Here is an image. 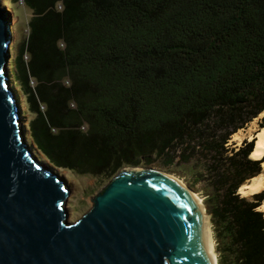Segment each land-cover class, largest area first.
I'll return each mask as SVG.
<instances>
[{"label": "trees", "instance_id": "obj_1", "mask_svg": "<svg viewBox=\"0 0 264 264\" xmlns=\"http://www.w3.org/2000/svg\"><path fill=\"white\" fill-rule=\"evenodd\" d=\"M22 1L34 16L14 77L35 148L103 179L191 164L219 264H264V190L239 193L264 158L229 145L264 114V0Z\"/></svg>", "mask_w": 264, "mask_h": 264}, {"label": "water", "instance_id": "obj_2", "mask_svg": "<svg viewBox=\"0 0 264 264\" xmlns=\"http://www.w3.org/2000/svg\"><path fill=\"white\" fill-rule=\"evenodd\" d=\"M0 0V264H215L210 218L187 185L125 168L76 222L71 188L24 137L14 87L13 15ZM219 264V263H218Z\"/></svg>", "mask_w": 264, "mask_h": 264}, {"label": "rangeland", "instance_id": "obj_3", "mask_svg": "<svg viewBox=\"0 0 264 264\" xmlns=\"http://www.w3.org/2000/svg\"><path fill=\"white\" fill-rule=\"evenodd\" d=\"M5 6L11 11L13 15V24H12V34H13V43H12V58L10 63V71L12 74V80L14 87L17 91L19 101H20V108L22 113V125L24 127V137L30 147L32 148L34 154L43 162H45L48 166H50L55 172H57L60 176L64 177L67 181L69 187L71 188V194L68 198L67 208L69 211V219L71 222H76L80 219L83 215H85L88 211L91 210L93 206L92 199L102 191L112 179H103V178H96L92 176L80 175L74 171L66 170V169H59L53 167L49 161L45 158V156L40 153L33 143L30 135L29 125L34 117L26 103L25 95L23 94L19 84L16 82L14 77L15 72V65H16V58L19 53L20 47L26 42L28 35H29V23L34 16V12L29 9L22 0H5ZM27 58V57H26ZM264 117V114L259 116V118L252 121L248 124L244 129L238 131L231 139L230 144L234 147H241L244 141L251 142V138H256L258 132L261 129L260 121ZM255 142V140L252 139ZM264 164V163H263ZM192 165H178L165 168L162 166L161 162H157L154 165L147 166L142 164L138 166V168H152L158 171H161L167 175L174 176L184 182L192 191L197 194L204 203L206 213L210 217L211 228L213 231L214 236V243H215V250L218 258V263L220 262V253L218 250V240L217 234L215 231V225L213 223L212 215L208 211V207L206 205V199L208 190L206 188V184L204 182H195V179L191 176ZM263 170L261 174H264V165L262 166ZM125 168H133L132 166H127ZM251 181V180H250ZM249 181V182H250ZM247 182V183H249ZM263 189L259 190V192L263 191ZM258 192V193H259ZM240 193V191H239ZM242 196L251 197V195L255 193L247 192L240 193ZM264 204V203H263ZM260 211L264 212V208H261Z\"/></svg>", "mask_w": 264, "mask_h": 264}, {"label": "bare ground", "instance_id": "obj_4", "mask_svg": "<svg viewBox=\"0 0 264 264\" xmlns=\"http://www.w3.org/2000/svg\"><path fill=\"white\" fill-rule=\"evenodd\" d=\"M252 139L255 140V148H254L253 153L251 154V158L254 160H262L264 158V129H262L258 132L256 138H251V141H252ZM171 177L175 178L176 180H178L182 184H184V182H182L178 178H176L174 176H171ZM263 188H264V174H261L255 178H253L249 183H246L245 185H243L240 189V193H243V194L244 193L247 194V192L258 193L259 190H261ZM194 196L199 201V204L201 205L202 210L205 213V218H210L209 215L206 213V209H205L203 200L197 194H194ZM261 208H264V204L259 209L261 210ZM209 222H210V219H209ZM210 224H211V222H210ZM210 239H211L210 250H211V252H213L215 254V264H218V258H217V254H216V250H215L214 236H213V231H212L211 225H210Z\"/></svg>", "mask_w": 264, "mask_h": 264}, {"label": "built area", "instance_id": "obj_5", "mask_svg": "<svg viewBox=\"0 0 264 264\" xmlns=\"http://www.w3.org/2000/svg\"><path fill=\"white\" fill-rule=\"evenodd\" d=\"M60 8H61V6H60Z\"/></svg>", "mask_w": 264, "mask_h": 264}]
</instances>
